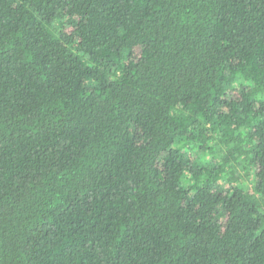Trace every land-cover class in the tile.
I'll list each match as a JSON object with an SVG mask.
<instances>
[{
  "label": "trees",
  "instance_id": "obj_1",
  "mask_svg": "<svg viewBox=\"0 0 264 264\" xmlns=\"http://www.w3.org/2000/svg\"><path fill=\"white\" fill-rule=\"evenodd\" d=\"M0 264H264V0H0Z\"/></svg>",
  "mask_w": 264,
  "mask_h": 264
}]
</instances>
